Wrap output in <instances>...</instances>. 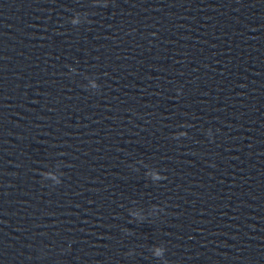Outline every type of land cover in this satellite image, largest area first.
Segmentation results:
<instances>
[{
    "label": "water",
    "instance_id": "obj_1",
    "mask_svg": "<svg viewBox=\"0 0 264 264\" xmlns=\"http://www.w3.org/2000/svg\"><path fill=\"white\" fill-rule=\"evenodd\" d=\"M0 264H264V0H0Z\"/></svg>",
    "mask_w": 264,
    "mask_h": 264
}]
</instances>
